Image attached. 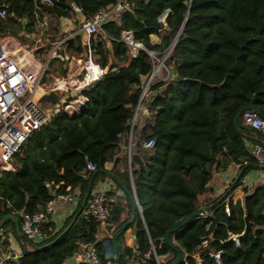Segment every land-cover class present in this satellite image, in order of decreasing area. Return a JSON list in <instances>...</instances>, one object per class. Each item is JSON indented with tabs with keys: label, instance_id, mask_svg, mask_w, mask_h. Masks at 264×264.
Segmentation results:
<instances>
[{
	"label": "trees",
	"instance_id": "1",
	"mask_svg": "<svg viewBox=\"0 0 264 264\" xmlns=\"http://www.w3.org/2000/svg\"><path fill=\"white\" fill-rule=\"evenodd\" d=\"M129 1L120 24H101L108 38L98 32L86 44L106 72L77 92L83 101L73 110L60 107L25 140L12 156L11 170L0 169V220L5 215L19 217L20 211L43 210L48 199L67 190L75 192L77 199L59 231L46 232L40 242L24 239L18 258L5 264H64L79 242L93 240L94 223L84 219V208H79L83 197L105 177L122 195L106 192L111 204L106 222L111 226L105 238L94 242L100 259L115 263L113 239L120 264L134 257L132 248L123 243L124 230L119 229L134 212V243L147 255L142 264H156L151 247L158 264H170L175 249L183 254L178 264L192 261L193 254L201 264H217L212 252L220 253V264H264V184L251 190L242 186L241 201L224 202L241 178L224 197L210 201L209 213L169 234L173 248L162 240L171 224L206 204L199 197L213 171L236 163L238 171L245 167L244 175L253 163L249 146H264L263 135L234 122L239 110L249 107L264 120V0ZM112 2L51 0L34 10L33 0H0L6 13L0 17V38H19L20 30L33 32L41 12L70 17L77 6L87 19ZM164 10L168 13L159 22ZM20 17L26 18L24 25ZM122 29L130 30L143 49L131 54L119 38ZM152 36L157 40L152 41ZM173 41L163 60L165 69L141 101L146 102L147 117L137 130V117L130 123L140 78L154 64L147 51L161 59ZM65 43L70 55H81L80 36ZM130 130L128 164L125 147ZM150 139L153 146L145 147ZM86 162L94 165L93 171L85 170ZM225 204L229 215L223 211ZM9 222L14 228V222ZM229 235L236 236L238 244ZM6 244L5 237L0 238V251Z\"/></svg>",
	"mask_w": 264,
	"mask_h": 264
},
{
	"label": "built area",
	"instance_id": "2",
	"mask_svg": "<svg viewBox=\"0 0 264 264\" xmlns=\"http://www.w3.org/2000/svg\"><path fill=\"white\" fill-rule=\"evenodd\" d=\"M39 1L46 5L51 4V0ZM130 5L129 0H113L111 5L97 10L89 18L79 21V31L83 32L87 37H91L100 32L103 37L108 38L105 32L101 29V24L109 20L113 21L115 24H120L122 16L127 10H129ZM73 11L79 13L80 9L77 6H73ZM167 13L168 10H164V12L158 16L157 20L163 22ZM5 15V9H0V17H4ZM19 20L22 25L26 23L25 17H20ZM119 38L129 48V51L133 50L130 52L131 54H134L138 49H143L141 44L133 39L130 30L122 29ZM60 44L61 42H57L51 50L50 56L52 58L62 57L58 52ZM169 52L170 50L168 49L161 59H157L152 52L147 51V54L155 63H157L156 65L153 64L151 70L144 75L146 79L141 85L139 100L134 108L131 118V126L134 123L136 112L139 109L141 101L148 93L149 85L154 78L158 77V73L161 69L164 68L163 60L167 57ZM85 55L86 58L82 60L81 63L80 75L69 79L68 81H53L51 87L53 90L67 91L71 88L74 91L79 92L106 72V67L101 66L93 60L88 47ZM44 73L45 67H41L39 63L36 64L34 58L30 59L28 54H24V50L23 54L16 58L15 52L9 51L6 44L0 42V169H12L11 160L13 154L20 149L29 136L47 123L52 115L60 110V107L65 111H71L75 106L80 104L78 103L80 100H76L77 103L72 101L66 102L63 106L56 105L48 109L40 107L34 99V94L37 90L42 89L40 82ZM69 108L70 110H68ZM240 122L264 136V120L261 119L255 111L245 109L241 113ZM130 136L131 130L128 133L127 144L125 147L128 164L131 145ZM153 144L154 141L150 139L144 143V146L151 147ZM249 155L254 164L264 167V146L260 144H251L249 146ZM85 170L93 171L94 165L90 162H86ZM106 192L107 191L100 186H96L90 191L87 197L84 212L87 220H92L94 223L92 235L93 240L79 242L78 249L73 254V258L77 264H115L109 259H100L94 248V242L101 238L102 225L106 222L107 215L111 209V204L109 203V198L107 197ZM54 198L58 200L74 201L76 197L74 192L67 190L62 193H57L53 198L48 199L44 204L43 210L35 212H19L20 231L27 241L40 242L46 238L43 231V225L46 221V216L50 214L52 210ZM134 202L136 208L140 211L135 198ZM223 211L225 215H229V208L226 204L223 207ZM3 237L4 230L0 227V238ZM229 237L234 243L238 244L236 236L229 235ZM201 244H206V240H202ZM151 251L156 264H158V258L155 256L152 247ZM133 252L134 257L129 261V264H142L143 259L147 256L146 253H142L137 245L134 246ZM16 255L17 254L11 250L0 252V264H5L12 260ZM210 256L214 258L217 264H220L219 252H212L210 253ZM191 258L192 261H188L185 264H201V259L197 255L193 254Z\"/></svg>",
	"mask_w": 264,
	"mask_h": 264
},
{
	"label": "crops",
	"instance_id": "3",
	"mask_svg": "<svg viewBox=\"0 0 264 264\" xmlns=\"http://www.w3.org/2000/svg\"><path fill=\"white\" fill-rule=\"evenodd\" d=\"M33 3H34V10H37V9L39 10V4H44L40 2L39 0H33ZM73 12L74 13H71L70 17H62V18L61 17L54 18L46 12H41L39 15V18L36 21V24L33 26V29L35 30L40 25V30H43V31L41 33V39L36 38L34 40L35 44L32 48H30L28 45H21L17 41V37H14L11 35H6L3 37L4 43L6 44V46H8L7 47L8 50L14 51L16 58L19 57V55L16 54L17 51H20V54H22L21 53L23 52L22 50H26L25 54H28V52L30 51L36 50L37 52L39 49L43 48L41 50L43 52L44 47H46L47 45L50 46L46 53L48 58L45 60V63H42L38 59L34 58V62L36 64L39 63L41 67H45V73L43 76H47V79L49 78V85H45V83L42 82V79H43L42 77L41 82H40V86L42 89L37 90L34 94V99L38 103L41 102L42 104H46V105L51 103V105H49L48 107H42L44 109L52 108L56 105L62 106L66 102H71V101L74 103H77L76 100H80L78 101V103H81L83 100L82 97L77 96V92L71 88H69L67 91L53 90L51 88L53 81H56V80L68 81L69 79H72L80 75L81 63L83 60L82 59L83 49H82L81 55H78V56L70 55L69 54L70 52L67 51V48H66V43H65L66 39L69 37H74L75 35H78L80 36V42L83 46V44L88 45L89 39L93 37V36L87 37L85 34H83V32L79 34V27H77V25H78V22L84 18L80 12L79 13H76L75 11ZM22 33H23V30L20 31L19 34H22ZM58 34L62 36L60 38H57ZM23 37L34 38L35 35H34V32H31L28 34L24 33ZM11 39L17 42L14 45V48H15L14 50L11 49L12 47L10 48L8 44L9 42H11ZM151 40L156 41L157 37L152 36ZM57 42H61V44L59 45L58 52L62 55V57L52 58L50 56V52L54 48V45ZM40 56H42V53H40ZM51 62H55L56 66L59 65L58 70L60 71L61 77L56 78L55 73H57L58 71L57 69H56L57 71L53 69L55 73H54V76H51V74L48 71V66ZM72 67H74V70L72 69ZM152 67H153V64L151 65V68ZM66 97H67V100H64ZM141 107H142V103L139 106L140 110H141ZM68 110H70V108ZM146 117H147V112L140 113V115L137 117L136 119V124H137L136 129L137 130L139 129L141 124L144 122ZM251 165H254V167H251ZM238 166L239 165L236 163H228L225 169L212 172L211 177L206 184V189L204 193L199 197L200 202L202 201L206 203L204 204V206L209 205L210 201H212L213 198H216L219 195L221 196V198L224 197L226 192H228L232 188L231 185L233 183V180L238 174V172L240 171V170L238 171ZM248 166L249 167L244 173V175L242 173L240 177L241 178V181H240L241 184L239 185L240 187L237 186L236 188H234L225 197L224 202L227 201V199L231 200L232 202H235L236 200L241 201L242 196H243V193L241 190L242 186L251 190L253 187L257 185L264 184L263 183L264 167L257 166L254 163H251ZM96 186H100L107 192H114L117 195H122L120 189L116 187L115 183L109 177H105L103 180L98 181L93 188H95ZM227 188H229L228 191H227ZM76 202H77L76 198L74 199V201L58 200L54 198L53 204H52V210L50 214L46 216V221L44 222V225H43L45 229V230L43 229V231L46 237L48 236L46 232L55 234L57 231H59L62 228L66 218L75 210ZM122 202H124V200H122ZM124 216L125 214L122 213L121 218H123ZM84 219L87 220L85 215H84ZM110 226H111L110 223L104 222V224L102 225V232H101L100 240H102L103 238L107 236L106 228ZM17 228H18V231L21 233L20 227H19V221L17 223ZM4 232H5L4 237H5L7 244H6L5 249L1 250L0 252H5L7 250L14 251L17 254L14 258L16 257L18 258V256L21 253L19 241L22 242L25 238L23 237L22 233L21 235L23 238L17 235L15 224H14V228H10L9 226H6ZM121 237H122L123 243L127 245L128 247H131L133 250L134 246L136 245L134 243V239H135L134 221L132 224H129L124 229V232L121 234ZM103 250L105 251V253H107V244L103 248ZM64 264H77V262L73 258V254L64 261ZM126 264H129V261H126Z\"/></svg>",
	"mask_w": 264,
	"mask_h": 264
},
{
	"label": "water",
	"instance_id": "4",
	"mask_svg": "<svg viewBox=\"0 0 264 264\" xmlns=\"http://www.w3.org/2000/svg\"><path fill=\"white\" fill-rule=\"evenodd\" d=\"M186 3V2H184ZM82 32L79 31V34H81ZM174 41L172 42V44L170 45L169 47V50H171L172 48V45H173ZM83 48V56H82V59L84 60L86 58V49H87V45L86 44H83L82 46ZM146 77L145 76H142L140 78V83L141 85L144 83ZM246 108H242L241 110H239V112L236 114L235 116V119H234V122L237 126H241L240 124V116H241V113L245 110ZM249 109L253 110V107H249ZM251 167H254V165H251ZM245 168V167H244ZM244 168H241L240 171L238 172V174L236 175V177L234 178L233 180V183L231 185V187L234 186V184L240 179L243 171H244ZM87 196L88 195H85L82 199V202L80 204V208H79V211H81L84 206H85V202L87 200ZM213 208V205L212 204H209L207 206H204V207H200V208H197L195 211H193L192 213L188 214L187 216L177 220L176 222H174L173 224H171L167 230L165 231L163 237H162V240L170 247V248H173V245H172V239L169 238V234L175 232L177 229H179L180 227H182L186 222H188L189 220L193 219V218H197L198 216L200 215H203V214H207L209 213ZM134 218H135V213L132 212L131 214V218L127 221H125L120 227L119 229L120 230H124L129 224H132L133 221H134ZM5 219H8V220H11L14 222L15 224V228H16V232H17V235L20 236L21 238L22 235L21 233L18 231V228H17V223H18V218L14 217V216H11V215H5L1 220H0V227H2V224L4 222ZM249 226V224L247 223V227ZM113 244H114V260H115V264H120L119 262V258H118V254H117V251H116V247H115V240L113 239L112 240ZM176 251V256L174 258V260L170 263V264H178L182 258H183V254L182 252L179 250V249H175ZM15 260L17 259L14 258Z\"/></svg>",
	"mask_w": 264,
	"mask_h": 264
},
{
	"label": "rangeland",
	"instance_id": "5",
	"mask_svg": "<svg viewBox=\"0 0 264 264\" xmlns=\"http://www.w3.org/2000/svg\"><path fill=\"white\" fill-rule=\"evenodd\" d=\"M77 27H78V25H77ZM21 31V30H20ZM42 31L43 30H40V25L34 30L33 29V32H34V35H35V37L34 38H28V37H23V34H19V38H17V41L21 44V45H28L30 48H32L33 46H34V44H35V39L37 38H39V39H41V33H42ZM62 35H60V34H58L57 35V38H60ZM0 42H4L3 41V37L2 38H0ZM15 43H17L16 41H14V40H12L11 39V42H9L8 44H9V47L11 48V49H15L14 48V45H15ZM8 47V46H7ZM16 47V46H15ZM49 45H47L46 47H44V50H43V52L41 51L42 49H39L37 52H36V50H33V51H30V52H28V55H29V57H30V59H33V58H35V59H38L39 61H41L42 63H45V60L48 58L47 57V55H46V53H47V51H48V49H49ZM22 50V49H21ZM23 51V50H22ZM25 51L26 50H24V54H25ZM131 51H133V50H130V52ZM22 54H23V52H21ZM40 53H42V56H40ZM16 54L17 55H22V54H20V51H17L16 52ZM34 56V57H33ZM76 56V55H75ZM76 59V58H75ZM79 62H81V61H79ZM157 63V62H156ZM156 63L154 62V65H156ZM58 66L59 65H57L56 66V64H55V62H51L50 64H49V66H48V71H49V73L51 74V76H54V70L53 69H57L58 70ZM72 69L74 70V67H72ZM56 70V71H57ZM160 73V72H159ZM158 73V74H159ZM56 74V78L57 77H61V75H60V71L58 70L57 71V73H55ZM42 82H44L45 83V85H49V78L47 79V76H43V79H42ZM67 97H69V96H67ZM67 97L64 99V100H67ZM146 97H147V95H146ZM145 97V98H146ZM51 98V97H50ZM38 103V102H37ZM38 105L40 106V107H48L49 105H51V103L50 104H42L41 102H39L38 103ZM61 106V105H60ZM140 109H138L137 110V116L136 117H138L139 115H140V113H144V112H147V105H146V102L145 101H143L142 102V107H141V110L139 111ZM82 214H84L85 215V212H84V209H83V213ZM17 218H18V221H19V217L17 216ZM6 226H9L10 228H13L12 227V224H11V222H9V220L2 226V229L3 230H5V228H6ZM134 226H135V223H134ZM19 245H20V248L22 249V242H20L19 241ZM25 246H26V248L27 249H30L31 248V246H30V244L28 243V242H25Z\"/></svg>",
	"mask_w": 264,
	"mask_h": 264
},
{
	"label": "bare ground",
	"instance_id": "6",
	"mask_svg": "<svg viewBox=\"0 0 264 264\" xmlns=\"http://www.w3.org/2000/svg\"><path fill=\"white\" fill-rule=\"evenodd\" d=\"M42 95V94H41Z\"/></svg>",
	"mask_w": 264,
	"mask_h": 264
}]
</instances>
